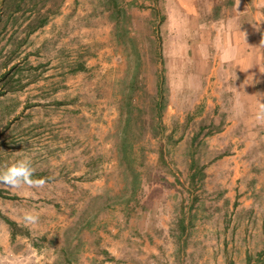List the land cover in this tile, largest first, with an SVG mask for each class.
I'll return each instance as SVG.
<instances>
[{
	"label": "rangeland",
	"instance_id": "374dc122",
	"mask_svg": "<svg viewBox=\"0 0 264 264\" xmlns=\"http://www.w3.org/2000/svg\"><path fill=\"white\" fill-rule=\"evenodd\" d=\"M117 2L40 0L29 35L30 6L1 18L0 168L47 183L0 187V264H264V19L241 36L233 0Z\"/></svg>",
	"mask_w": 264,
	"mask_h": 264
},
{
	"label": "clouds",
	"instance_id": "9594fccd",
	"mask_svg": "<svg viewBox=\"0 0 264 264\" xmlns=\"http://www.w3.org/2000/svg\"><path fill=\"white\" fill-rule=\"evenodd\" d=\"M260 43L264 44V39ZM232 57V50L226 49L223 53V58L231 59ZM255 118L258 122H264V103L260 104ZM34 171L32 162L27 157L15 161L9 166L0 168V187L8 189H21L25 187L29 189L43 188L47 181L45 179H33ZM23 219L28 224H35L38 216L29 212L24 215Z\"/></svg>",
	"mask_w": 264,
	"mask_h": 264
},
{
	"label": "crops",
	"instance_id": "0c3cea01",
	"mask_svg": "<svg viewBox=\"0 0 264 264\" xmlns=\"http://www.w3.org/2000/svg\"><path fill=\"white\" fill-rule=\"evenodd\" d=\"M232 12H233L232 14L233 18L235 20H238L239 24H241L243 21H247V20L250 21V23L247 24L246 26L248 28H245V26H243L242 24L241 26H239L240 28L243 27L241 28V30L239 28L237 32L239 35L241 36L251 35L253 32L255 33L254 36H257L259 34L258 29H262V28L260 27L258 20L264 19V0H233ZM252 18H254L253 22H252ZM246 48L247 46L244 44V42L243 44L239 45L238 49H235L237 53L236 57L238 58L239 56L245 57L244 55L247 51ZM238 63L240 64V61H238ZM239 68L243 76L239 79L240 83L251 85L253 81H255V79L257 78V74H258L257 65H255V69L253 71L248 70L246 63L242 65L240 64ZM252 88L253 87L251 86V89Z\"/></svg>",
	"mask_w": 264,
	"mask_h": 264
},
{
	"label": "trees",
	"instance_id": "16d2710c",
	"mask_svg": "<svg viewBox=\"0 0 264 264\" xmlns=\"http://www.w3.org/2000/svg\"><path fill=\"white\" fill-rule=\"evenodd\" d=\"M112 4L113 7L116 8L118 6V2L117 0H109ZM39 2L40 0H0V21L3 15H6L7 19H10L12 17H14L20 10L21 8L25 5V6H30V10H24L21 12H24V14H26V12H28V16H29V20L30 22L28 23V25H26V28L29 30L27 32V34H32L33 32H35L37 29L42 28L43 26H45L47 24L48 21V17L45 15H40V8H39ZM119 15L125 16L123 15V11H119ZM160 58V57H159ZM2 77H5V75H2ZM163 77L160 78L159 81V86H158V100L156 103V107H157V117L159 119V121H161V113H162V109H163ZM162 153V152H161ZM162 158V156H161ZM194 175L192 177V179H195ZM33 179H35V177L33 176ZM0 194H3V191L0 190ZM0 217L3 219V221L10 227L11 231H12V236H14V230L16 229L17 225L15 222L11 221L10 219L3 217L0 214ZM183 222V221H182Z\"/></svg>",
	"mask_w": 264,
	"mask_h": 264
},
{
	"label": "bare ground",
	"instance_id": "6f19581e",
	"mask_svg": "<svg viewBox=\"0 0 264 264\" xmlns=\"http://www.w3.org/2000/svg\"><path fill=\"white\" fill-rule=\"evenodd\" d=\"M209 67V66H208Z\"/></svg>",
	"mask_w": 264,
	"mask_h": 264
}]
</instances>
